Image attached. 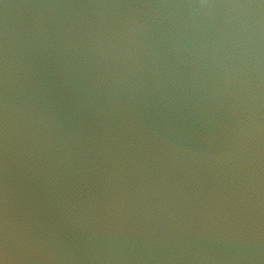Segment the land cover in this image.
<instances>
[{"label":"water","instance_id":"water-1","mask_svg":"<svg viewBox=\"0 0 264 264\" xmlns=\"http://www.w3.org/2000/svg\"><path fill=\"white\" fill-rule=\"evenodd\" d=\"M0 264H264V0H0Z\"/></svg>","mask_w":264,"mask_h":264}]
</instances>
